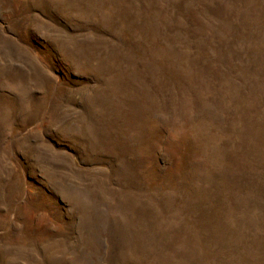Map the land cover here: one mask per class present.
Returning <instances> with one entry per match:
<instances>
[{"label": "rangeland", "instance_id": "374dc122", "mask_svg": "<svg viewBox=\"0 0 264 264\" xmlns=\"http://www.w3.org/2000/svg\"><path fill=\"white\" fill-rule=\"evenodd\" d=\"M0 264H264V0H0Z\"/></svg>", "mask_w": 264, "mask_h": 264}]
</instances>
